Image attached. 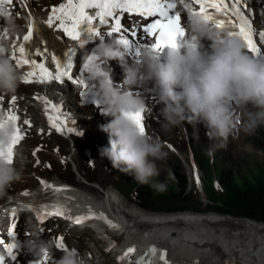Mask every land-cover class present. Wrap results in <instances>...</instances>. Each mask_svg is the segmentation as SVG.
I'll return each mask as SVG.
<instances>
[{
    "label": "clouds",
    "instance_id": "clouds-1",
    "mask_svg": "<svg viewBox=\"0 0 264 264\" xmlns=\"http://www.w3.org/2000/svg\"><path fill=\"white\" fill-rule=\"evenodd\" d=\"M184 10L185 35L177 47L168 48L163 58L161 52L142 46L139 57L129 61L124 45L101 41L95 54L98 60L88 62L87 73L102 94L103 113L111 118L100 126L109 136L102 156L114 169L131 175L137 184L149 185L158 192L165 191L166 185L152 182L160 174L156 162L166 160L168 153L158 137L141 134L133 119L134 114L150 111L145 96L138 94L137 89L154 93L167 126L178 127L186 121L203 124L210 139L227 141L238 126L249 133L264 127V59L250 55L239 36L228 35L230 30L217 29L212 21L193 13L192 5ZM0 21L6 29V39L0 43V94L12 96L23 82L11 59V40L22 33V26L7 4L0 10ZM206 39L214 41L210 51L204 47ZM110 60H116L123 69L120 83L112 78L107 64ZM234 108L242 113V122H237ZM0 120H6L3 111ZM14 127L10 121L0 127V148H8ZM214 151L215 147H209L206 154L212 156ZM18 159L19 153L11 162L0 158V200L6 199L9 189L23 179ZM25 246L35 261L52 255L50 241L29 239ZM56 264H86V261L72 249L65 251Z\"/></svg>",
    "mask_w": 264,
    "mask_h": 264
},
{
    "label": "rangeland",
    "instance_id": "rangeland-1",
    "mask_svg": "<svg viewBox=\"0 0 264 264\" xmlns=\"http://www.w3.org/2000/svg\"><path fill=\"white\" fill-rule=\"evenodd\" d=\"M51 2L52 0H42L40 3H33V5L38 8V11L42 12ZM258 10L262 12L261 8ZM62 88H65L69 102L61 109L68 117H71V120L73 118L72 121L74 123L69 126L76 131L71 133L66 131L59 134L47 133L46 135L44 131H41L48 130L46 122L41 124V126L38 125L36 128L38 135L27 141L22 148L23 154L18 166L23 168V179L14 185V189L10 188L9 193L25 190L21 194L27 192V195L30 194L29 196L35 198L32 194L34 193L33 190L30 189H35L36 193L42 179L49 178L51 180L54 179L53 177L59 176L64 182L76 185V187L77 185L79 187L83 185L82 189L86 188L84 190L93 188L92 194L97 197H100L111 186L118 193H121L122 199H125L129 204H136L141 209L146 210L140 206L138 198L141 193H139V189L144 186H150L137 184L131 175L114 169L111 162L102 156V150L108 146L109 138H106L96 128L95 123L90 119L91 111H83L79 108L78 99L74 96V89L65 86ZM41 92L40 86L35 88L31 86L27 89L26 94H30V98L32 96L36 98ZM32 104L36 105L37 103L34 101ZM160 108L148 120V133L154 138L158 137L165 145L164 150L168 153L166 160L156 162L160 174L154 177L152 181L153 183L160 182L165 184L166 190L158 192L150 187L151 195L148 198V202L152 205L153 210L148 209L146 211L163 212L167 211L165 209L170 208L173 211L185 208H191L192 210L202 209L203 212L219 213H214L216 216L223 214L219 216V220H222V223L229 227L234 226L231 217L239 221H254L258 224L263 222L262 224L264 225V221L241 218L239 214H236L239 212L237 209L238 199L235 195L237 191L239 193L250 191V193L261 194V190L264 189V151L256 147L251 141V137L254 136L258 128L249 133L238 126L233 131L235 138L228 137L227 141L222 138L210 139L209 130L203 124L193 125L186 121L178 127L167 126L160 115ZM35 114L37 115V113ZM38 116H40L41 121H45V116L42 113L38 114ZM37 119L39 118L37 117ZM240 122H242V113ZM77 133H83V135H77ZM193 142H198L196 146H201L205 149V155L208 159L204 168L206 169V176L202 174L201 169L198 167L192 147ZM221 144H226V146L220 147L219 145ZM209 147H215L212 156L206 154ZM228 173L234 175V183L229 185V188L223 185L226 180L225 175ZM176 175H182L184 178L182 186L179 183H181L183 178L176 177ZM197 178L199 183H197ZM9 197L3 199V202ZM15 197H11V199ZM17 199L19 198L17 197ZM262 201L264 202V199ZM90 228L92 230L89 228L82 229V233L86 236L89 235L93 239H100L99 236L104 237L100 233L98 236L97 232L92 227ZM148 234L145 233L143 235ZM185 241L187 243V240ZM212 251L209 254H205V256L195 249L191 251L192 256L183 259L180 264H191V260L194 257H200V260L202 259L201 261L204 262L219 256L220 260L216 262L217 264L224 262L251 264L246 261V258L249 255L251 256L253 252L247 247H237L228 252H222L216 248ZM107 260L112 263L110 256H107ZM255 261L258 262V260Z\"/></svg>",
    "mask_w": 264,
    "mask_h": 264
},
{
    "label": "snow or ice",
    "instance_id": "snow-or-ice-1",
    "mask_svg": "<svg viewBox=\"0 0 264 264\" xmlns=\"http://www.w3.org/2000/svg\"><path fill=\"white\" fill-rule=\"evenodd\" d=\"M11 3V0H0V10L3 9L5 4ZM178 3L184 8L190 5H198L199 10L193 8V13L203 15L207 20L213 22L214 27L217 29H235L229 31L228 35L239 36L247 45V51L250 55L264 59V52L258 46V41L255 38L258 35L259 43L264 44V30H259L254 27L253 20L245 14L248 8L247 0H65L58 7H53L51 13L46 21L49 28H56L61 30L66 36L70 37L72 41H79L80 47H84L86 43L99 38L103 41L106 37H111L113 34H120L119 43L124 45L125 49L129 52L130 56L138 58L140 55V48L149 47L159 52L165 48H175L178 46L179 40L185 35L184 25L182 24V16L177 11ZM88 10H95L94 14H90ZM211 10V11H210ZM121 14H136L142 18H151V22H147L142 27V34L145 37L151 38L152 43L145 42L141 44L139 40H133L132 37H137V33L133 31L131 37L128 36L127 30L124 29L120 19ZM111 20V29L108 32H103L101 26L108 25ZM98 21V24H94ZM58 22V23H56ZM35 25L32 22L28 24L27 34L23 36V43L17 45L12 43L11 59L15 61L18 68L28 67V70L23 75L24 83H32L34 80L38 83H48L50 81L64 82V79L72 81L74 84L85 86V79L81 76L78 79H73V60L72 56L75 52L74 49H69L65 54V59L62 62L55 54L48 53L47 49L41 51L35 50L36 59L31 58L32 53L27 49L26 43L32 39ZM6 39V29L0 27V43ZM20 39V37H17ZM50 55L51 61L55 64V73L50 71L47 64V57ZM45 58V59H40ZM40 60V62H38ZM98 60L96 55H88L87 60L83 63L81 72H87L88 62ZM2 99V98H0ZM16 96H12L10 103H16ZM44 103V111L48 120L50 128L58 133L65 131L71 133L76 131L73 127L69 126L70 118L62 111L59 104L53 103L45 97H39ZM6 120H0V127H4L7 122L14 124V135L8 148H0V158H6L9 162L13 159L14 147L24 139V134L21 132L20 127L17 125L19 116L11 109L5 112ZM138 123L141 134L146 132L144 124V113H137L133 115ZM23 124L31 126L29 120H24ZM43 131V130H41ZM83 135V133H77ZM39 151V149H37ZM35 154V153H34ZM39 163V161H37ZM40 183L44 186L45 190H51L53 193H64L69 191L67 186H54L43 180ZM197 183L199 179L197 178ZM27 195V192L24 193ZM65 206L61 203L52 204L50 207H45L44 215L38 212V218L43 219L47 216H63ZM11 215L16 216V208L11 209ZM98 218L105 220L110 227L116 228L118 225L112 223L103 214L94 213L89 209L87 216H79L76 222ZM16 223H13L8 231V236L12 238L11 243H5L0 239V245H3L7 257L13 262L16 260L17 244L14 242ZM64 245L62 242L57 243V249L62 250ZM134 247H129L121 256L120 260L129 258L135 252ZM145 256H158L160 264H168L166 253L159 252L156 247H151ZM144 256H141L136 264H143ZM0 264H6V256L0 253ZM35 264H51L50 258L45 256L42 260L35 261Z\"/></svg>",
    "mask_w": 264,
    "mask_h": 264
},
{
    "label": "bare ground",
    "instance_id": "bare-ground-1",
    "mask_svg": "<svg viewBox=\"0 0 264 264\" xmlns=\"http://www.w3.org/2000/svg\"><path fill=\"white\" fill-rule=\"evenodd\" d=\"M247 1L249 4V12L251 13L252 18L257 19L258 21L257 23H253L254 27L257 29V31L264 30V0ZM34 6L35 5H33V3H30V8L32 9V11H38V8ZM259 8L262 9V12L258 10ZM27 30L28 24L22 28V33L19 35V37L23 38V36L27 34ZM46 35L49 39L50 45L54 44L63 47L56 41L55 34H53L51 31H46ZM39 86L42 89L41 94L39 96H36V98L35 96H32L30 98V103H34L35 101L38 105L45 107L43 101L41 99H38L39 97H45L51 102L59 104L62 108L69 102L65 88H62L63 86L52 83L47 85L37 84L34 85L33 88ZM12 106L17 109L20 106V102L16 101V103L12 104ZM30 109L33 112L37 113L36 118H39L37 119L38 124H43L38 114L42 113L43 116L45 115L40 111L38 106L32 104L30 105ZM69 118L70 121L73 120V118L71 120L70 116ZM70 124L71 122L69 123V125ZM53 178L54 179L51 180L49 178H46L43 181L58 187L67 185L74 188L76 187V185H71L70 183L64 182L59 176H55ZM82 186L79 187L77 185L75 191L68 187L69 191L59 193V195L61 199H63V201L69 204L68 207L71 213H73L74 218L82 215L87 216L89 214V209H91L96 214L103 213L108 218V220L112 221L113 224L118 225V227L116 228L110 227L105 220L98 218L84 220L86 224L85 226L90 225V227H92L95 232H97V234L100 233L104 237H106L105 235L108 236L110 232L118 231L116 233H111V235L115 237L125 235V239L123 241L130 242V244L136 243L139 248L144 247L147 242L166 245L170 249V256L173 257L179 264L183 259L187 257L190 258L192 256L191 251L195 249L199 250L200 254L205 255L207 253L209 254V252H211L214 248L218 249L219 251L223 250V252H228L237 247H247L252 250L253 254L251 253L252 255H249V257L246 258V261H248L249 263L264 264L263 222L258 224L254 221H239L238 219H233L231 217V220L234 222V226L230 225L232 227H229L226 226L225 223L224 225L222 223V220H219V216L223 214L216 216L215 214L219 213L211 211L203 212L202 209L192 210L191 208H186V210L171 212L146 211L141 209L138 205L129 204L125 199H122L121 193H118L117 190L111 186L103 194H101L100 197L92 194L93 188L84 190L86 188L82 189ZM40 187L41 188L38 189L36 193H32L35 198L38 197L39 199H41L46 197L47 195L53 194L51 190H45L42 184L40 185ZM29 195L30 194L25 196ZM8 201H11L9 202V205H14L19 201V199H11L10 196L4 202V205ZM143 226L149 229L144 228ZM145 233L149 234L143 235ZM139 236L141 237L138 238ZM185 240H187V243H185ZM213 259H215V257ZM255 260H258V262H256Z\"/></svg>",
    "mask_w": 264,
    "mask_h": 264
},
{
    "label": "trees",
    "instance_id": "trees-1",
    "mask_svg": "<svg viewBox=\"0 0 264 264\" xmlns=\"http://www.w3.org/2000/svg\"><path fill=\"white\" fill-rule=\"evenodd\" d=\"M251 141L256 147L264 151V127H258L254 136L251 137ZM197 144L198 142H193L192 147L194 150V155L197 159L198 167L201 169L202 174L206 176V169L204 168L208 159L205 155V149L201 146H196ZM177 176L182 177V175H176V177ZM233 177L234 175L229 173L225 175L226 180L225 182H223V185L227 188H229V185H233ZM183 184L184 178L182 179L181 183H179V185L182 186ZM139 193H141L140 197L138 198L140 206L146 210H153L152 205L148 202V198L151 195V188L144 186L139 189ZM235 195L238 199L237 209L239 210V212L236 214H239L241 218L264 221V202L262 201L264 199V189L261 190V194H254L252 192L250 193V191H244L242 193H239L237 191ZM165 210H167L168 212L173 211L172 208ZM183 210H186V208Z\"/></svg>",
    "mask_w": 264,
    "mask_h": 264
}]
</instances>
